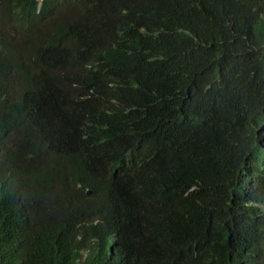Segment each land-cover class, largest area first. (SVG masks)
<instances>
[{"label":"trees","instance_id":"16d2710c","mask_svg":"<svg viewBox=\"0 0 264 264\" xmlns=\"http://www.w3.org/2000/svg\"><path fill=\"white\" fill-rule=\"evenodd\" d=\"M42 1L0 0V264H264V6Z\"/></svg>","mask_w":264,"mask_h":264},{"label":"clouds","instance_id":"9594fccd","mask_svg":"<svg viewBox=\"0 0 264 264\" xmlns=\"http://www.w3.org/2000/svg\"><path fill=\"white\" fill-rule=\"evenodd\" d=\"M36 2H38L39 4H42L43 1L36 0ZM237 2H240L242 4H245L251 7L264 6V0H237ZM57 76H58L59 82L62 84L63 89L67 87L69 88L70 86L75 84V82H73L71 79V68H65V66H63L61 73ZM77 93L81 94V100H84L85 98L89 97V101H90L92 99L91 96L94 95L96 92H94V90L90 88L88 93H86V95L82 94L79 91H77ZM104 96L101 97L102 101L104 99ZM105 101L106 103H110L117 108L124 107V100H122V95L116 94L114 89H112L111 93L106 95ZM93 108L94 106H92L90 102L85 106V109L87 110L93 111L94 110ZM0 153H3V152L0 151ZM93 162L95 166L96 161H93ZM77 189L86 193L87 198L84 201V209L86 208L88 211L92 207V205L100 202L103 199L102 194L97 192L96 186L94 188H89V187H84L81 184H79L77 186ZM113 241H114V246L112 249L114 250V252L119 253V250L117 249L116 245L121 242L120 236H115L113 238ZM248 260L252 261L253 264H260L263 258L260 255H254L250 257Z\"/></svg>","mask_w":264,"mask_h":264}]
</instances>
